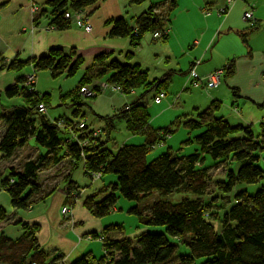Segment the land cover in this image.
Masks as SVG:
<instances>
[{
  "label": "trees",
  "instance_id": "1",
  "mask_svg": "<svg viewBox=\"0 0 264 264\" xmlns=\"http://www.w3.org/2000/svg\"><path fill=\"white\" fill-rule=\"evenodd\" d=\"M98 1L48 0L52 7V23L59 28H66L72 23L78 25L65 13L82 11L89 19L88 8ZM145 1L129 0L131 4ZM165 1L169 2V8L158 12ZM176 1L158 0L152 3L134 18L133 23L124 16L112 18L109 20L112 24L110 34L129 35L134 44H138L147 32H151L154 39H163L168 35L170 10L176 6ZM205 11L210 10L206 8ZM78 26L86 28L85 25ZM249 26L255 29L258 23ZM157 31L161 32L160 36L155 35ZM73 53L74 50L65 52L62 47H53L37 58H15L5 65L9 69H22L33 64V69L29 71L36 73L32 84H26L24 74L20 83L11 84L4 90L8 97L21 95L24 103L11 106L0 115L4 126L0 133V158L9 160L31 138L36 141L34 156L27 157L20 168L12 163L2 179V188L8 192L12 206L18 209L32 207L44 190L40 174L61 163L65 155L72 160V175H68L65 186L67 198L63 204L70 206L69 216H73V206L79 197H83V204L92 214L102 216L111 208L116 209L118 192L136 200H144L154 191L164 197L175 192H183L184 196L177 200L156 198L147 212L138 206L130 208L138 214L142 223L165 224L167 232L145 229L135 235V239L115 237L111 235V230L121 227L118 223L89 231L87 234L103 241L106 252L99 258L91 252L83 253L70 262L63 254L51 258L40 242L41 224L18 219L15 222L21 230L18 235L13 236L4 228L0 229V264H62L63 260L65 264H264V165L261 163L264 161V120L260 122L259 129L251 125H231L217 114L222 101L213 99L197 116L183 119L188 128H200L196 135L199 147L195 151L179 153L167 149L149 158L150 151L157 144L166 142L174 125L154 128L150 124L146 96L150 91L156 92L155 97L160 90L166 91L171 73L150 79L148 70L140 63L122 61L102 52L80 79L77 93L73 91L75 94L70 102L73 111L50 120L46 115L50 93L37 91V70L48 68L53 74L66 72L69 76L74 75L81 59H73ZM232 63L233 59L226 66V75L234 71ZM102 81H106L108 86L102 87ZM114 85H119L120 89ZM83 86L96 90V93L86 95L81 91ZM107 87L123 94L140 87L146 88L119 112L120 116L127 118V126L132 132L144 135V141L125 142L117 150L108 145L115 116L94 113L83 101L86 96H97ZM40 104L45 106L44 110L39 109ZM90 114L96 115L101 125L95 126L94 120L89 119ZM81 122H85V126H81ZM220 163L225 164L224 175L215 178V187L226 201L215 212L212 200L216 195L209 199L207 187L213 178L210 170ZM80 167L90 178L92 184L88 186L94 187L93 182L101 180L99 185L102 187L90 188L84 197L81 193L88 190L86 186L81 192H75L81 196L76 195L73 199L70 193L79 185L73 177V170ZM98 171L101 175L95 178L94 173ZM260 182L262 185L256 191L249 190L250 183ZM6 218L7 210L0 205V221ZM74 226L75 221L65 225L64 229ZM184 246L187 251L182 250Z\"/></svg>",
  "mask_w": 264,
  "mask_h": 264
},
{
  "label": "crops",
  "instance_id": "2",
  "mask_svg": "<svg viewBox=\"0 0 264 264\" xmlns=\"http://www.w3.org/2000/svg\"><path fill=\"white\" fill-rule=\"evenodd\" d=\"M156 1L158 0L131 4L129 0H99L88 8L89 19L92 23L91 30H88L75 23L66 28L56 27L52 23V7L48 4V0H0V94L5 95L4 90L7 86L16 82L20 83L21 77L34 67L33 64H29L22 69H9L5 65L13 59L37 58L48 53L53 47H62L65 52L74 50L72 58L80 57L81 59L74 75L69 76L66 72L53 74L50 69L43 68L37 70L36 81V89L39 93H50L48 109L49 107L50 109L59 107L55 111L47 110L46 115L50 120L65 112L70 114L73 111L72 103H70L73 94H75L73 91L77 93L76 88L80 79L96 62V56L106 52L122 61L140 63L142 68L148 70L150 79L161 77L164 73L170 72L169 87L173 88L172 84L177 80L180 81V84L183 82L184 84L180 85L178 91L181 96L185 90H190L186 93L187 97L190 96L191 99V103L186 108L189 112L185 113L188 114V117L197 116L199 111L203 110L213 99H220L222 105L217 111L219 116L224 117L231 125H251L253 128L259 129L260 122L264 120V3L257 0L261 6L257 10L258 26L255 29L247 30L248 24L243 22L242 17L244 11L251 4V0H239L233 6L237 1L234 0L225 13H219L218 8L227 5L228 0H177L176 6L170 10V27L165 38L154 39L152 33L147 32L143 34L138 44H134L129 35L112 36L110 34L112 26L109 23L110 19L124 16L133 23L137 15ZM166 5L169 6V2H163L158 12L164 11L162 9H166ZM205 6L212 8L209 9V12L205 10L202 12L205 21L199 27L196 22L198 15L194 16L193 9L197 8L199 14L200 10L198 9L203 10ZM182 9L186 10L188 15L180 19ZM241 12H243L242 16ZM232 59L234 71L227 75L224 73L217 86L198 85L192 87L187 84V72L192 66L195 67L198 75L204 77L211 71L227 66ZM48 71L50 76L56 78L53 80V87L43 85V78L47 76ZM139 89L143 92L146 88L140 87L130 93L123 94L107 87L97 95H101L100 98L93 99L91 102L83 98V101L89 102L90 109H88L94 113L106 114L111 108L117 113L127 103H131L139 97L141 94ZM55 91L58 96L56 100L52 101ZM16 96L20 98H16L15 101V96H7L10 102L3 108L0 115L11 106L24 103V98L21 95ZM171 98L173 96L169 95L165 100L170 102ZM165 100L158 103V105H162L158 110H153L152 105L148 103L149 122L152 126H154L153 122L157 119L156 117L162 115L165 109L169 108V104ZM163 102L165 103L161 104ZM107 103H110V107L109 105L105 107ZM92 114L89 115V119L94 120ZM116 116L120 117L119 114ZM116 120L112 119L113 126ZM92 122L95 126L101 125L100 120ZM161 125L171 126L169 123L160 124L157 128H162ZM126 130L123 143L144 141L142 133H134L129 128ZM112 132L111 130L110 134ZM171 134L170 138L173 137L174 132ZM28 145L31 146L30 141L22 148L25 149ZM61 160L63 163L71 165L72 160L68 155H65ZM6 165L0 171V205L6 208L8 217L12 216L14 220L10 221L8 225L10 227L3 226L5 220H1L0 229L4 228L7 233L16 236L21 231L20 227L15 224L18 219L22 218L23 221L28 222L37 221L41 224L40 242L43 248L49 251L51 258L63 254L65 260L70 262L86 252H91L94 255L93 252L97 250L99 244L90 241L94 237L87 233L97 228L79 230L76 227L77 223L83 221L77 216L75 208L73 210L75 226L70 229L77 237L72 238L70 235H66L67 231L63 232L64 235L61 232V206L67 198L66 182H63V186L56 188L52 193L40 194L32 207L18 209L12 206L8 192L2 188V179L9 172L11 163ZM17 167L20 168L21 165ZM70 170L72 169L70 168ZM73 177L84 184L90 183L89 176L81 167L73 170ZM81 201H83V197ZM87 210L90 212L88 208ZM100 240L102 241L101 238ZM102 250V255H104L106 252L104 247Z\"/></svg>",
  "mask_w": 264,
  "mask_h": 264
},
{
  "label": "rangeland",
  "instance_id": "3",
  "mask_svg": "<svg viewBox=\"0 0 264 264\" xmlns=\"http://www.w3.org/2000/svg\"><path fill=\"white\" fill-rule=\"evenodd\" d=\"M239 0H237L233 6L236 5V3ZM252 2H250V5H254V8L256 10V15H257V10L258 8L261 6V4L259 5V2L257 0H251ZM261 3H264V0H260ZM234 2V1H233ZM240 3V2H239ZM238 3V4H239ZM255 3V4H254ZM167 8H169V6L166 5ZM166 8V9H167ZM206 8L211 9L212 7L210 6H205L204 9L202 10L201 8H199L198 10H200V13L198 14L197 12V8L193 9V14L195 17H197L198 15V20H196V22L199 24V27H201L204 24L205 21V17L203 16V11L206 10ZM166 9H162L165 10ZM202 10V11H201ZM262 10V7H261ZM241 12V16H242ZM188 15V12L184 9H182L180 11V19L184 18ZM200 15V16H199ZM205 15V14H204ZM201 17V19H200ZM243 17V16H242ZM244 19V18H243ZM246 25L248 24V22L244 19L243 21ZM249 24L248 27H246L247 30H249ZM197 32V30H196ZM49 75V76H48ZM43 76H45L43 74ZM42 76V77H43ZM53 80H56V78H53L52 75L50 76L49 71L47 72V76H45L43 78V85L44 86H50L53 87ZM188 83V82H187ZM184 83L177 80L175 83H173V88L167 86L166 91H167V96H173V98H171L170 101L174 102V99L176 98L177 95H179V97L177 98V101L175 103H171L167 102V100H165L167 97L163 98V100H165V102H167L169 104V108L165 109V112L162 115H158L153 122V127L157 128L159 127L160 124H170L171 126H173V132L174 135L172 138H170L169 136L167 137V142L165 144H157L149 153V158H154L157 155H159L160 153L166 151L167 149H171L174 150L176 152H181V153H191L193 151H195L198 147H199V143L196 139V135L200 132V128H194V129H190L187 126L184 125V121L182 119V117H188V114H185L186 112H189V110H186V108H188L189 104L191 103V99L190 96L187 97L186 93L190 92V90H185L181 96H180V91H178V89H180V85L182 86ZM190 85V84H189ZM193 87V86H192ZM191 87V88H192ZM190 88V89H191ZM195 88V87H194ZM54 89V88H53ZM141 91V89H139ZM56 92V91H55ZM144 92V91H143ZM169 92V93H168ZM1 93V92H0ZM142 93V91H141ZM156 92L155 91H150L147 93V104L149 103L150 105H152V109L153 110H158L162 107V105H158V102L155 101L154 97H155ZM57 92L53 95L52 97V101L57 99ZM101 95L99 96H94V97H88L86 96V100L91 102L93 99H98L100 98ZM0 113L3 111V108L10 102L7 99V96L0 94ZM16 98H20L19 96H15L14 101L17 100ZM88 102V103H89ZM165 102L161 103L164 104ZM110 107V103H107L105 105V107ZM53 109H48V111H55L56 109H58L59 107H52ZM99 113V112H98ZM100 115L103 116H115L114 118L117 119L116 123L114 122V128L112 129V134H111V138L108 141V145L113 149V150H117L118 147L123 143L124 141V137L126 135V128L127 127V119L125 120L126 117L120 116L117 118L116 114H119V112L115 113V110H112V108L106 113H99ZM186 119V118H185ZM94 120L95 122L99 121V118L95 115L94 116ZM2 126L3 124L0 121V133L2 131ZM160 127H164V126H160ZM171 132V133H173ZM172 136V134H171ZM138 139V138H136ZM140 139V137H139ZM35 140L32 138L30 140V145L26 146L25 149L24 148H19L18 151L15 153V155L9 159V160H5V159H1L0 158V171L2 170V168H5L7 165L6 164H14L15 166H20V164L23 163V161L29 157L30 155H34V150L35 147H33L35 145ZM34 152V153H33ZM5 160V161H4ZM262 165H264V161L261 162ZM71 168L70 164L67 163H63V161H61V163H58L57 165L52 166V168L44 170L41 174V180L44 183V190L42 191L43 193H52L54 190H56V188H60L63 186V182H67V180L69 179L68 175H72V171H69ZM225 170V164L224 163H220L214 167H212V169L210 170V173L213 175V178L209 181V185L207 187L208 190V197L209 199L213 198L216 195V198L214 200H212V210L213 211H217L221 208L222 204H225V199L222 197V193L217 191V188L215 187V178L223 176V172ZM2 174V172H1ZM91 182V181H89ZM61 183V184H59ZM80 184L78 185V189H74L72 191V193H70V198H75V196H86V193H89V189L90 188H100L102 187V185H99L101 183V180H97L94 181L93 183L95 184L94 187L92 186H88L92 183H88V184H84L82 182H79ZM262 185V183H250L248 188L250 191H256L258 188H260V186ZM88 187V190H84L81 195H79L78 193L75 194V192H81L82 189L84 187ZM73 189V188H72ZM66 190V189H65ZM182 196H184L183 192H175L173 195L168 196V197H164L161 196L157 191H154L150 196H148L146 199L144 200H136V199H129L124 197L123 195H121L118 192V198L115 202L116 205V209H110V211H108L106 214L102 215V216H97L94 215L92 213H90L87 208L82 204V197H79L78 200L75 202L74 206H73V210L75 208V211L77 212V216L79 217V219H81L83 222H79L77 223V228L79 230L82 229V231H85L86 229H102L104 226H106L107 224L110 223H118L120 224L121 227L115 228L111 230V235L115 236V237H122V236H129L132 237L133 239H135V235H137L138 233H140L141 231L145 230V229H149L151 231H162V232H167L166 230V225L165 224H161V225H151V224H144L139 220V216L137 213L133 212L130 210V208L132 206H138L139 209H141L143 212H147L150 203L156 199V198H170L171 200H177L179 198H181ZM63 207V205L61 206ZM62 214V213H61ZM14 220V218H12V216L7 215V218L5 219V223H3V226H8L10 224V221ZM69 222L67 223L69 224H74V219L73 216L69 217ZM65 218L64 215L62 214V220H61V228H62V233L66 232V235H70L72 238L73 237H77L75 236V234H73V232L71 231V229H63L65 227ZM1 227V226H0ZM10 227V226H8ZM70 233V234H68ZM65 233H63L64 235ZM85 235V234H84ZM82 235V236H84ZM85 238H88L87 236H84ZM90 241H95V243L99 244L97 247V250H94V255L99 258L102 255V248H103V244L102 241L100 240V238H92L90 239ZM182 250L187 251L188 248L186 246L182 247ZM145 264H151V263H145Z\"/></svg>",
  "mask_w": 264,
  "mask_h": 264
},
{
  "label": "built area",
  "instance_id": "4",
  "mask_svg": "<svg viewBox=\"0 0 264 264\" xmlns=\"http://www.w3.org/2000/svg\"><path fill=\"white\" fill-rule=\"evenodd\" d=\"M234 0H228V5H225L221 8H219V13L221 12H225L227 11L226 9L229 7V5H231L233 3ZM66 17H70L72 20H74L78 25H85V27L88 30H91L92 28V24L89 21L87 15L82 12V11H75L74 13H71L70 11H67L65 13ZM243 18L251 25L254 26L258 23V17L255 14V8L254 5H249V7L244 11L243 13ZM165 31H167V28L165 29ZM137 33V32H136ZM156 36H160L161 32L157 31L155 32ZM226 72V66H223L221 68H218L214 71L209 72L208 74H206L204 77L198 75L196 73L195 67H191L189 72H188V85H193V86H198V85H206V86H217L223 77V74ZM35 77H36V73L34 71H28L25 73V82L26 84H32V82L35 81ZM101 86L102 87H106L108 86V83L106 81H102L101 82ZM115 88H119V85H114ZM81 91L84 92L86 95H94L96 93V90L87 87V86H83L81 88ZM166 96V91L165 90H160L159 93L157 94V96L155 97V100L157 102H160L163 100V98H165ZM179 97V95L176 96V98L174 99L175 103L177 101V98ZM172 103V104H173ZM40 110H44L45 106L43 104H40L39 106ZM81 126H85V122H81L80 124ZM84 144H87L86 141H84ZM101 175V172L98 171L97 173H94L95 178L99 177ZM62 214L64 215L65 221L64 222L65 225H68L67 223L70 221L69 220V214H70V206L68 205H63L62 209ZM65 260H63L62 264H65Z\"/></svg>",
  "mask_w": 264,
  "mask_h": 264
}]
</instances>
